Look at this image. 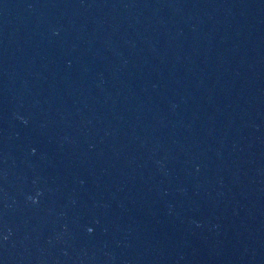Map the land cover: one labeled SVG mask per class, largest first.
Returning <instances> with one entry per match:
<instances>
[{"label": "water", "instance_id": "water-1", "mask_svg": "<svg viewBox=\"0 0 264 264\" xmlns=\"http://www.w3.org/2000/svg\"><path fill=\"white\" fill-rule=\"evenodd\" d=\"M263 29L264 0H0V264H105Z\"/></svg>", "mask_w": 264, "mask_h": 264}]
</instances>
